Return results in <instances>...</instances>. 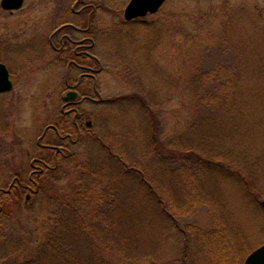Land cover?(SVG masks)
Instances as JSON below:
<instances>
[{
    "label": "rangeland",
    "instance_id": "obj_1",
    "mask_svg": "<svg viewBox=\"0 0 264 264\" xmlns=\"http://www.w3.org/2000/svg\"><path fill=\"white\" fill-rule=\"evenodd\" d=\"M37 1L28 0L21 16L11 18L16 29L12 42L27 34L21 31L25 23L19 18H37ZM98 1L102 4H98L91 34L95 39L92 53L104 67L95 80L102 102L86 103L80 109L87 113L85 121L92 124L82 130L84 142L70 146V151L79 155L76 162L110 167L102 161L104 145L112 146L125 159L135 156L145 162L164 158L163 150L156 151V117L159 143L164 144L165 139L180 133H193L189 129L194 104L198 108L204 104L199 112L206 113L208 95L228 92L231 107L225 115L220 113L222 124L213 131L201 130L202 134L217 135V144L221 142L218 150L240 155L213 165L208 172L206 191L217 210L222 208L223 220L214 229L213 212L206 205L183 216L164 213L155 197L129 176L123 178L126 185L120 186L124 191L118 199L141 205L140 215L133 221L132 242L103 246L71 231L64 235L66 242L40 245L52 214L46 198L38 195L0 215V264H219L212 257L214 248H221L229 257L234 255L242 264L248 253L264 243V0H165L156 12L131 23L123 17L128 0ZM3 21L6 18L0 14V33ZM36 66L32 72L29 67L27 74H16L13 90L0 94V121L5 130L0 131V183L11 171L10 159L14 158V164L26 162L24 148L42 133L48 111L61 108L66 71L75 78L79 72L53 61ZM207 70L213 72L209 80L201 77L196 81V75ZM200 83L204 85L197 96L192 90ZM57 95L58 107L54 105ZM193 138H198L197 134ZM89 156L97 161H89ZM76 162L71 163L72 169ZM242 167L245 170H240ZM75 177L70 173L55 184L68 193ZM189 225L198 227L196 236L189 235L191 229L185 230ZM202 232L208 243L216 245L210 251L196 243L203 238ZM182 245L183 260L181 256L176 259Z\"/></svg>",
    "mask_w": 264,
    "mask_h": 264
},
{
    "label": "trees",
    "instance_id": "obj_2",
    "mask_svg": "<svg viewBox=\"0 0 264 264\" xmlns=\"http://www.w3.org/2000/svg\"><path fill=\"white\" fill-rule=\"evenodd\" d=\"M201 73L200 76L196 75V81L202 77L203 81L207 82L213 72L207 70L201 71ZM203 85L200 83L199 88L195 86L192 90L193 93L198 96ZM207 100L206 113L199 112L201 106H205L204 104H200L199 108L197 105H193V120L189 129L193 133L187 134V136L180 133L165 139L164 144L159 143L158 118L156 117L153 130L157 144L156 151L158 153L163 150L164 158L157 156L153 161L145 162H141L135 156L125 159L118 151H113L112 146L107 145L103 146L105 151L101 156L103 160H101L109 164L108 168L104 164H95L90 161H97L94 156H89L90 163L76 162L79 155L72 151L68 156L61 157L58 166V182L70 173H74L76 177L73 181L76 183H73L74 185L70 187L68 193H63L51 178L43 182L41 196L47 200L45 202L50 209L49 214H52V219L51 225L44 231L46 237L44 236L40 245L62 243L65 241L64 235L71 231H76L79 238L84 236L103 246L116 242L123 244L132 242L131 235H135L133 221L134 218L139 217L140 214L137 213L141 205L134 204L132 200L118 199V194L124 191L120 189V186L123 185V182L126 185L123 178L129 176L130 180L141 185L139 188L153 195L161 210L171 216L186 215L199 205L209 206L213 212L212 225L215 226V229L223 220V212L222 208L221 211H218L217 207L209 200L208 190L205 187L209 182L208 172H211L213 165L226 162L232 156L240 158V155L218 150L221 142L217 144V135L201 133L203 129L213 131V128L220 126L222 124L219 118L220 113L225 115L228 107H231L228 104L230 102L228 92L208 95ZM194 134H197L198 138H193ZM85 137L81 133L78 141L84 142ZM198 149L201 151L197 154V158H194ZM73 162H76V169L71 168ZM237 162H239L237 163L239 166L242 164L239 160ZM242 169L245 170V167L240 168V170ZM118 180L121 182L120 185H118ZM219 205L221 206L220 203ZM175 222L174 220L173 226L178 229V224ZM193 226L189 225L185 229L188 231L191 229L188 232L190 236H196L194 230H198V227ZM179 232L183 233V227ZM56 236H58V241ZM202 236L203 238L196 239V243L201 247L203 245L207 251L212 250L216 245L208 243L206 238L204 239V232H202ZM208 239L212 242L214 238ZM221 241L220 237L218 242ZM214 249L212 257L219 264H230L231 261H234V264H239L238 261H235L234 255L229 257L224 254L221 248ZM177 254L176 259L181 256L183 260V245L182 250ZM207 254L210 256L209 252Z\"/></svg>",
    "mask_w": 264,
    "mask_h": 264
},
{
    "label": "flooded vegetation",
    "instance_id": "obj_3",
    "mask_svg": "<svg viewBox=\"0 0 264 264\" xmlns=\"http://www.w3.org/2000/svg\"><path fill=\"white\" fill-rule=\"evenodd\" d=\"M1 1L0 14L8 22L3 21L2 33H0V64L6 70V80L10 87L0 94L11 92L15 85L14 76L32 72L33 65L40 68L44 62L52 64L53 61L57 64L65 63V69L73 68L79 72L75 78L66 71L62 82L66 89L63 96L61 95V108L57 111H54L56 108L48 111L42 133L34 144L24 148L27 155L26 162L14 164V158L10 159L11 171L0 183V215L6 214L7 209L14 206L28 204L41 195V187L46 179L51 178L53 182H58L61 157L70 154V146L78 141L82 130H87L86 126L92 124L91 120L85 121L87 113L85 111L81 113V107L86 103L102 102L95 80L104 68L99 56L92 53L95 39L91 34V24L95 19L98 4H102L101 1L99 3L97 0L95 4H89L85 0H50L51 3L48 4L42 3V0L37 1L39 7L36 19L19 18L20 23L23 25L25 23L21 31H27V34L17 40V44L12 42L16 29L10 24V20L12 17L18 19L21 16L20 12L25 8L28 0H22L20 6L12 8L3 7ZM135 19H124V21L131 23ZM12 44L16 45L13 47ZM0 74L2 76L1 66ZM87 87L95 93L91 94L89 90L87 91ZM67 93L71 96L73 94L70 100H65ZM59 99L58 95L55 98L56 103L53 99L56 107L59 106ZM2 127L0 121V131H5ZM71 127L76 135L74 139ZM66 128L69 131L61 133V130L64 131Z\"/></svg>",
    "mask_w": 264,
    "mask_h": 264
},
{
    "label": "water",
    "instance_id": "obj_4",
    "mask_svg": "<svg viewBox=\"0 0 264 264\" xmlns=\"http://www.w3.org/2000/svg\"><path fill=\"white\" fill-rule=\"evenodd\" d=\"M22 0H2L1 4L3 7H18ZM164 0H130L124 9V18L130 20L138 16H143L147 12H155ZM2 67V80L0 81V92L7 90L9 82L6 80V70L3 65ZM2 83H4L2 85ZM73 96V94H72ZM71 94L68 93L65 99H71ZM243 264H264V243L259 247L252 250L244 259Z\"/></svg>",
    "mask_w": 264,
    "mask_h": 264
}]
</instances>
